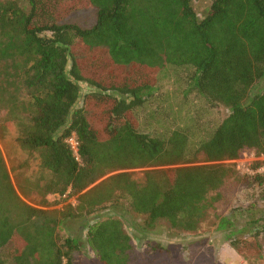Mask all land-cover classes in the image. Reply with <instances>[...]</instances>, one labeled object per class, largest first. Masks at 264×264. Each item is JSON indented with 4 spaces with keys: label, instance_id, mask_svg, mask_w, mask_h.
<instances>
[{
    "label": "trees",
    "instance_id": "trees-1",
    "mask_svg": "<svg viewBox=\"0 0 264 264\" xmlns=\"http://www.w3.org/2000/svg\"><path fill=\"white\" fill-rule=\"evenodd\" d=\"M76 2L0 0V137L11 122L24 164L38 161L13 183L0 154V264H73L81 244L65 223L80 219L101 264H128L129 234L100 210L124 201L144 229L162 220L191 232L215 199L208 195L235 173L221 161L245 148L264 156V88L252 94L264 78V0H211L202 16L193 0H81L95 9L91 27L63 21ZM166 66L187 70L184 97L228 114L196 137L189 128L140 131L134 110ZM134 168L149 169L138 181ZM251 182L264 199V173ZM30 194L76 202L35 207L22 199ZM233 233L225 235L241 252Z\"/></svg>",
    "mask_w": 264,
    "mask_h": 264
},
{
    "label": "rangeland",
    "instance_id": "rangeland-1",
    "mask_svg": "<svg viewBox=\"0 0 264 264\" xmlns=\"http://www.w3.org/2000/svg\"><path fill=\"white\" fill-rule=\"evenodd\" d=\"M210 1L193 0L199 16L205 14ZM82 4L81 0L74 3V9L64 16L63 21L81 27H91L96 20L95 9L91 6L82 7ZM186 74L187 70H174L169 66L159 71L152 94L134 110L140 131L167 132L176 127L189 128L196 137L201 133L199 127L207 131L228 114V109L223 106L209 107L202 99L191 94L184 97L182 92L187 85L183 80ZM263 88L264 78L255 84L252 94ZM89 90L87 85H81L82 94ZM81 102L80 97L77 105ZM164 118L165 122L161 120ZM4 127L6 132L0 137V154L14 183L20 171L35 173L38 161L29 160L25 165L26 154L17 146L13 124L9 122ZM221 162L232 164L235 173L226 176L223 184L208 195V198L215 199L194 231L171 229L162 220L156 222L153 227L144 229L143 216L127 211L124 201L98 212L101 218L111 215L123 223V229L129 234L131 241V248L127 252L128 264H264V233L259 236L252 235L255 227L264 224V199L258 196V185L251 182L254 175L264 173V156H258L245 148L237 158ZM197 163L205 162L201 160ZM176 166L181 165L165 167ZM146 169L149 168H134L128 171L133 179L141 181ZM22 199L32 206L52 209L65 204H75L76 195H49L47 203H43L36 194ZM81 224V219L65 223L68 226L67 233L79 237L81 244L74 252L73 264H101L86 242V230L79 232ZM230 230L234 231L232 235L242 240L239 245L242 247L241 252L227 239L225 234ZM256 240L260 244L256 243ZM6 251V247L0 248V255L5 256Z\"/></svg>",
    "mask_w": 264,
    "mask_h": 264
},
{
    "label": "built area",
    "instance_id": "built-area-1",
    "mask_svg": "<svg viewBox=\"0 0 264 264\" xmlns=\"http://www.w3.org/2000/svg\"><path fill=\"white\" fill-rule=\"evenodd\" d=\"M67 142L69 143L71 149L73 150L74 154L76 155V157L78 159V154H77V140H76L75 136L72 135L69 138H67ZM63 196H65V195H63Z\"/></svg>",
    "mask_w": 264,
    "mask_h": 264
}]
</instances>
